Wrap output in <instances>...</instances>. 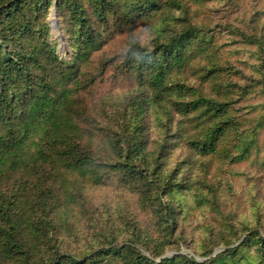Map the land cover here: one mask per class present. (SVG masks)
<instances>
[{
	"label": "trees",
	"instance_id": "obj_1",
	"mask_svg": "<svg viewBox=\"0 0 264 264\" xmlns=\"http://www.w3.org/2000/svg\"><path fill=\"white\" fill-rule=\"evenodd\" d=\"M53 2L0 0V264H264V233L250 229L232 246L243 233L231 219L222 224L237 241L224 237L205 248L199 255L206 260L164 256L178 208L161 201L188 188L185 173L196 157L226 165L253 157L255 132L235 106L264 91V76L235 82L246 76L217 58L216 29L186 21L165 42L156 38L153 48L136 45L127 53L123 71L137 78V88L108 122H92L81 62L104 44L97 24L106 26L112 16L122 29L180 0H56L77 48L73 63L61 60L50 38ZM216 28L264 50V35L232 24ZM156 107L164 108L157 119L164 129L153 138ZM170 153L177 157L173 171L166 168ZM108 179L139 193L162 230L158 241L90 198ZM219 246L226 248L212 256Z\"/></svg>",
	"mask_w": 264,
	"mask_h": 264
},
{
	"label": "rangeland",
	"instance_id": "obj_2",
	"mask_svg": "<svg viewBox=\"0 0 264 264\" xmlns=\"http://www.w3.org/2000/svg\"><path fill=\"white\" fill-rule=\"evenodd\" d=\"M46 21L50 25V38L56 44L61 60L73 63L77 48L71 39L68 19L56 6V0L50 7ZM114 21L115 18L110 16L106 26L97 24V28L103 31L104 44L100 50L91 51L81 62L83 83L91 85L82 92L85 93L92 122L95 119L108 122L110 113L114 112L112 110L125 103L128 95L137 88V78L123 71L127 53L136 45L153 48L156 38H162L165 42L186 21L216 29L217 58L221 64L234 65L246 76L235 82L247 83L250 78L262 79L264 76V50L256 43L251 44L236 34L216 28L218 24H232L249 35L261 37L264 35V0H180L175 5L170 4L166 12L144 16L129 24L122 23V29ZM107 62V67L102 68V64ZM263 93L262 89H256L235 106L238 119H244L247 129L255 132L249 137V141L253 139L257 146L253 150V157L227 165L218 158L196 157L193 168L185 173L190 178L188 188L179 189L172 196H162L163 203L170 202L178 208V229L172 243L165 249L164 256L179 252L195 255L200 261L206 260L199 255L205 248L223 242L224 237L237 241L231 226L224 229L222 223L227 219H231L243 233L232 246L239 244L250 233V229L264 233ZM163 110L156 107L152 112L153 138L164 129L163 124L157 121L158 116L163 115ZM176 167V154L170 153L166 168L173 171ZM203 181L212 184L215 195L205 187ZM89 196L100 207H110L119 216L123 214L133 219L139 229L154 238L155 242L158 241L162 230L155 215L150 210H143L139 193L133 192L129 186L116 179H108L106 185L91 190ZM225 248L216 247L212 256Z\"/></svg>",
	"mask_w": 264,
	"mask_h": 264
}]
</instances>
